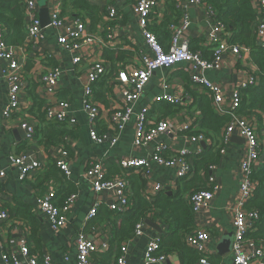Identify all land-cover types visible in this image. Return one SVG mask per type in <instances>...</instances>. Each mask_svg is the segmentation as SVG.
I'll list each match as a JSON object with an SVG mask.
<instances>
[{
  "label": "crops",
  "instance_id": "1",
  "mask_svg": "<svg viewBox=\"0 0 264 264\" xmlns=\"http://www.w3.org/2000/svg\"><path fill=\"white\" fill-rule=\"evenodd\" d=\"M34 1L38 8L39 19L41 10L48 9L49 12L52 8V0ZM134 1L88 0L98 10V22L92 31L90 20L88 18L81 19L86 23V33L97 37L93 43L83 45L80 52L89 62L103 61L108 71H110L112 64L107 63L103 59L104 50L125 52V60L115 64V73L111 74L112 76H115L119 69L137 65L142 55L150 53L139 27L138 19L133 12ZM203 1L210 7L208 3L210 0ZM171 2V0H159L158 6L151 16L149 27L154 23L160 24L163 18L169 23L175 21V15L169 7ZM178 2L181 6V10L175 8L178 12V18L184 13L190 19L186 33L190 43L197 41L200 49H206V39L212 25V18L209 16L208 8L205 5L191 4L190 0H178ZM108 8H114L117 11V18L114 21L108 20ZM210 9L212 10L211 7ZM79 12V10H71V8L63 6L61 15L64 19H80V17L85 16L80 13L81 15L78 17L77 14ZM153 30L155 32L156 29ZM109 32H112L113 38L112 42L107 43L106 47L105 38ZM224 32V35L219 33V38L229 37L230 43L233 32L228 31L226 27ZM56 36L57 34L53 30L47 29L44 38L37 47L29 48L25 43L16 47L18 57L24 60L28 66V69H26L27 88H24L21 96L19 111L13 113L10 119L3 117V111L7 106L8 85L2 75L6 62L0 60V170L6 174V177L0 180V205L16 216L11 217L8 223L0 224V264H2L1 256L4 249L12 250L17 260L23 264L25 263L23 257L17 252L18 242L21 238L27 240L28 246L33 251L37 248L41 253H47L51 257L53 264H77L75 240L79 234L85 235L96 243H107L112 234L110 227L104 223L97 224L92 223L93 220H86L92 204L98 200L101 201L99 209L101 205L107 207V204H110L109 197L111 195V192L108 191L98 197L93 193L90 183L84 177L86 168L91 161L102 158L106 171L108 170L110 173V171L119 170V162L122 159L145 158L150 161L153 150L158 144L163 145L165 148L164 157H170L184 149L195 151L197 147L203 153L207 146L212 145V142L205 138L204 142H199L198 144L190 143L189 141V137L194 135H188L187 132H199L202 122L200 110L190 95L192 93H208L204 88L193 85L189 81V76L184 72L185 65L158 68L152 73L149 85L145 88L139 101L134 104L131 119L125 126L116 145H111L109 142L103 144L93 143L89 138V130L92 127L96 129L99 135L107 134L108 139L113 136L109 125V116L114 108L122 104L120 97L116 96V83L107 86L109 91L104 94L105 102L96 101L100 105V117L96 124L92 125L83 107V89L88 62L74 66L72 63L74 55L64 50L57 43ZM156 38L163 48H169V38L165 34L160 35L158 33ZM201 51L198 50L203 56ZM43 55H48V58H44ZM119 56L124 58L123 53H120ZM54 67L59 68L60 71L58 78L59 87L55 96L45 95L41 78L48 70ZM204 76L210 83L221 87L226 100L225 105L227 106L234 90L246 84L250 77L258 78V70L250 59L249 50L242 59L225 55L221 61L220 68L205 71ZM99 84L100 82L94 86L95 92L98 91ZM162 94L180 96L184 104L174 106L164 102L154 103V99ZM188 96L191 98L190 102L187 100ZM34 97L37 102L33 99ZM61 102L70 103L69 116L75 120L74 125L65 124L63 126L69 132V135L63 139L66 144L65 150L67 147L66 151L68 153L66 160L69 168L68 175L63 174L57 167L52 166V161L58 148L54 147L53 144L57 138L54 139L52 135L61 128L54 123L46 122L44 119V111L47 104L57 105ZM186 104L188 105L186 106ZM144 108H150L148 121L152 118L166 119L170 123L173 134L172 137H160L158 141L149 144L145 148L135 149L132 145L134 124L136 116ZM249 119L252 120L253 118ZM23 121L34 125L36 129L32 141H26L24 131L20 128V123ZM253 121L260 138L261 155H263L264 132L263 130L258 131V124H256L255 120ZM186 127L188 130L185 129ZM224 127L219 140L222 147L219 150L224 147L225 151L220 153L218 165L213 167L207 176L203 171H199L195 175L193 170L194 156L189 158L192 173L184 179L176 178V170L174 168L158 166L153 161L149 162L150 174L148 178H143L140 174L134 172H130L129 177L135 176L137 178L133 181L134 185L137 183L139 186V181L144 186L142 195L148 201H150V198L160 194L158 192L151 197H147V195L152 194L155 185H161L165 195L179 194L186 200L191 190H197L204 185L205 188H212V185L208 183V179L212 177L218 190L209 208L195 218V229L210 231L211 239L208 242L207 249L212 253L213 257H218L217 264H232L231 252L226 257H222L217 254L216 247L223 239H228L230 236L233 237L234 229L231 222L236 203L240 197L239 186L242 176L239 171V164L245 157L247 144L240 135L233 134L224 146L221 137ZM202 144L205 146L203 147ZM11 155H24L29 160L38 161L41 164V168L21 180L16 170L10 166L9 156ZM261 159L256 169H259L262 165ZM121 171L123 170L121 169ZM118 176H122V174ZM70 193L75 194L76 198L74 206L67 216L66 225L58 231H53L48 218L39 210L38 202L44 196L54 194V201L57 204L64 195L67 197ZM132 196L133 193H131ZM107 209L109 210V208ZM147 220L157 225L162 232L158 233L145 224L143 235L128 243V264H144V252L149 240L162 236L166 237L170 234L168 224L164 223L155 213L149 214ZM20 222L24 224V227L21 226L19 232L15 231L13 227ZM173 227L175 226L173 225ZM165 255L166 261L163 264H181L177 252L165 253Z\"/></svg>",
  "mask_w": 264,
  "mask_h": 264
},
{
  "label": "built area",
  "instance_id": "2",
  "mask_svg": "<svg viewBox=\"0 0 264 264\" xmlns=\"http://www.w3.org/2000/svg\"><path fill=\"white\" fill-rule=\"evenodd\" d=\"M24 5L25 14V45L29 48H35L44 38L47 29L53 30L57 34V43L67 52L73 54L72 63L74 66L88 62L86 72V81L83 89V107L86 111L89 121L92 125L96 124L99 119L100 105L94 99V86L109 74L103 61L89 62L85 56L81 55L83 45L93 43L97 37L86 33V23L78 18L64 19L61 15L62 7L67 0H52V8L49 11V25L46 28L41 27L38 17V8L34 0H21ZM175 8L181 10L178 0H171ZM254 10L256 11V42L259 47L264 49V0H251ZM159 0H135L133 12L138 19L139 27L143 37L148 45L149 54L142 55L133 67L122 68L117 71V75L109 76L106 84L108 86L116 83V96L120 97L121 103L110 113L109 125L113 136L108 139L107 134L99 135L95 128L89 130V138L95 144L109 142L116 145L125 126L130 121L133 114L134 104L139 101L144 93L145 88L149 85L152 73L158 68H170L176 65H185L184 72L187 73L193 85L204 88L212 98V105L218 115L228 114L230 121L225 125L222 133V143L225 146L231 135H240L247 144L245 157L240 161L239 171L241 173V183L239 186V200L236 203L231 225L234 229L231 246L232 264H264V247L246 239L249 232L257 229L259 220L258 212L246 208V204L254 197L257 184L252 181L251 175L256 170V166L261 159L260 138L256 131L254 119L243 117L237 114L240 107L241 98L240 90L257 85V78L250 77L246 84L234 90L231 100L226 106V100L217 84L210 83L204 76L205 71L219 69L221 61L225 55H230L242 59L249 52L248 49L240 45L229 43V37L219 38V33L225 31V26L214 19V13L209 5L203 0H190L194 5H205L208 8L209 16L212 18L211 31L206 39V47L211 48L209 58H204L199 52H192L189 49L190 41L186 36L190 19L182 13L176 24L169 25L171 33L169 48L165 51L157 41L155 35L149 31L150 19L157 8ZM117 18V11L114 8H108V20L114 21ZM65 26V27H64ZM112 32L106 35V44L112 42ZM16 47L9 46L5 43V29L0 25V60L6 62L2 70L3 78L6 80L7 89V106L3 111V117L10 119L12 114L19 111L21 96L27 84L25 62L20 59L16 53ZM48 58V55H43ZM59 68L54 67L48 70L41 78V84L45 95L55 96L59 84ZM190 102L191 98L188 96ZM164 102L174 106L184 104L182 97L162 94L153 101ZM187 103V102H186ZM188 104H186L187 106ZM185 106V107H186ZM69 102H61L57 105H48L44 111L45 120L49 123L74 125L75 120L69 116ZM150 108H144L137 116L134 124L132 145L135 149L147 147L149 144L159 140L160 137H172L173 131L169 121L166 119H150ZM20 128L24 131L26 141L34 139L36 129L34 125L23 121ZM189 128V127H188ZM186 130L187 127L185 128ZM190 129V128H189ZM190 143L204 142L202 135L189 137ZM164 146L156 145L150 161L155 162L158 166L174 168L176 178L184 179L192 173V166L189 158L199 156L202 153L197 147L195 151L184 149L170 157H164ZM224 147L220 153H224ZM68 153L64 145L58 146L54 155L56 167L65 175L69 174L68 164L66 162ZM149 160L145 158H126L119 163L124 169L122 176L108 177L102 158L93 160L86 168L84 177L91 185L96 197L102 195L105 191L111 192L109 197V210L114 213H124L129 207L128 202V181L127 177L130 172L140 174L143 178H148L150 174ZM11 168L16 170L21 180L37 172L41 164L35 160H29L24 155L9 156ZM127 171V172H125ZM6 177L4 171L0 170V180ZM208 183L212 188L200 190L190 197V203L194 218L198 217L204 210L208 209L213 202L214 195L218 190L214 185L215 180L210 177ZM214 185V186H213ZM162 186L155 185L151 197L161 192ZM54 194H49L41 198L38 202L39 210L48 218L51 229L58 231L66 225L67 216L74 206L75 194H71L63 201L62 205H57L54 201ZM101 201L96 200L90 207L86 220L91 221L97 214ZM11 220L10 213L0 205V224L8 223ZM195 222V221H194ZM23 223L15 225V231L19 232ZM145 223L140 222L135 227L132 239L124 243L120 250V256L117 264H128V243L133 239L140 237L144 233ZM1 238V231H0ZM211 239V233L205 229H195L184 237L186 245L197 252L200 257L198 264H211L209 259L212 256L208 251L207 245ZM159 238L150 239L144 252V264H163L166 261V255L160 254ZM76 262L77 264H93V255L101 254L107 250V243L100 244L88 239L85 235L79 234L75 240ZM17 252L23 257L24 264H53L51 257L47 253L31 255L28 242L21 238L18 242ZM2 264H23L17 260L12 250L4 249L1 256Z\"/></svg>",
  "mask_w": 264,
  "mask_h": 264
},
{
  "label": "trees",
  "instance_id": "3",
  "mask_svg": "<svg viewBox=\"0 0 264 264\" xmlns=\"http://www.w3.org/2000/svg\"><path fill=\"white\" fill-rule=\"evenodd\" d=\"M208 3L213 10L215 21L223 24L228 31L234 33L231 35L230 43L233 45H240L250 50V59L258 70V84L254 87L240 90L241 103L237 114L243 117L253 118L256 124H258V131L263 130L264 132V49L257 46L256 11L253 8L252 1L210 0ZM64 7H69L71 10H79L80 12L77 14L78 17H80V13L84 14L85 16L82 18L80 17V19L84 20V18H88L91 23V30L96 26L98 22V10L91 5L88 0H67ZM169 7L175 15V21L169 23L163 18L160 24L154 23L148 29L155 37L160 33V35L165 34L170 40L169 25L176 24L179 18L174 2H171ZM0 25L5 29V43L7 45L19 47L25 43V14L24 5L21 0H0ZM153 29H156L155 32ZM198 44L199 42L197 41L191 42L189 44V49L192 52L202 50L201 53L203 57L209 58L212 47H206V49L203 50L198 47ZM163 49L166 51L168 48ZM120 53L124 54V58L119 56ZM125 58V52L112 51L109 49L104 50L103 59L107 63L112 64V69H110L106 77L99 81L98 91L95 92L93 89L94 99L96 101L105 102L104 94L109 91L108 85L106 84L107 78L115 73V64L124 61ZM26 69H28L27 64H25V70ZM188 94H190V92H188ZM192 94L190 97L200 110L202 122L199 132L188 131L187 134H201L206 140L212 142V145L204 149L202 155L194 158L193 170L195 171V175H197L199 171H203L207 176L211 169L219 163V149L222 147V144L219 142L220 135L230 117L228 114L218 115L216 113L212 106V98L210 95ZM33 99L37 102L35 97ZM64 125L65 124L56 125L61 129L54 132L52 135L54 139L57 138L56 142L53 143L54 147H58L61 144L64 145V147L66 145L63 139L69 135V132L63 128ZM261 158L262 165L259 169L254 170L251 175L252 181L257 184L254 197L246 204L247 209L258 212L259 220L257 222V229L249 232L246 235V239L256 244H261L264 247V154ZM52 164V166L56 167L54 160ZM120 167L121 165L119 166V170L110 171V173L107 170L106 176L115 177L123 174L124 169ZM121 169L123 171H121ZM134 179L136 180L137 178L135 176L127 177L129 202L127 211L124 213H114L107 209L109 204H107V207L101 205L100 209L98 208V213L92 219L94 221H92V223L107 224V226L110 227V231H112L111 237L107 241V250L101 254H94L93 264H117L122 245L132 239L135 227L138 223L145 222L148 219V215L151 213H155V215L161 218L164 223H167L170 228V234H168V236L159 238L160 249L158 252L160 254L177 252L181 264H198L200 260L199 255L186 245L184 237L195 229V218L190 203L191 195L200 190H208L209 188H205L204 185L197 190H191L186 200L179 194L168 196L162 191L158 196L150 198V201H148L142 195V188L144 186L139 181L140 187L137 183L134 185ZM72 193L68 194V196ZM131 193H133L132 197ZM65 199L66 195H64L57 204L59 206L62 205ZM10 215L11 217H16L14 213H10ZM173 225L175 227H173ZM28 248L31 255L41 254L37 248L34 251L30 249L29 246ZM217 258L218 257H213L212 255L209 259L210 263L217 264Z\"/></svg>",
  "mask_w": 264,
  "mask_h": 264
},
{
  "label": "water",
  "instance_id": "4",
  "mask_svg": "<svg viewBox=\"0 0 264 264\" xmlns=\"http://www.w3.org/2000/svg\"><path fill=\"white\" fill-rule=\"evenodd\" d=\"M49 12L48 9H43L40 11V22H41V27L46 28L49 25L50 19H49ZM258 47L260 44L257 45ZM203 147L205 146L202 144ZM167 190V188H166ZM145 224L151 228H153L156 232L161 233V229L152 223L151 221H145ZM232 240L233 237L230 236L228 239H223L218 246L216 247L217 254L222 257H226L230 252H231V246H232Z\"/></svg>",
  "mask_w": 264,
  "mask_h": 264
}]
</instances>
